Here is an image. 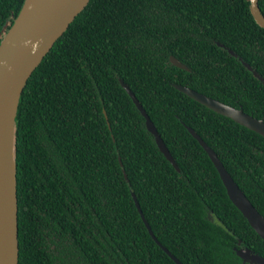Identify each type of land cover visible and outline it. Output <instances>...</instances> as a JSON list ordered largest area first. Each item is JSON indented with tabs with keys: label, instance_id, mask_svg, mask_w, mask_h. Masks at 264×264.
Here are the masks:
<instances>
[{
	"label": "trees",
	"instance_id": "obj_1",
	"mask_svg": "<svg viewBox=\"0 0 264 264\" xmlns=\"http://www.w3.org/2000/svg\"><path fill=\"white\" fill-rule=\"evenodd\" d=\"M24 2L0 0V29ZM258 6L264 17V0ZM171 56L188 71L173 66ZM172 84L264 120V29L249 1L90 0L19 100L18 264H175L138 208L156 241L182 264H242L238 241L264 256V242L185 126L215 152L257 211L253 180L264 171V139Z\"/></svg>",
	"mask_w": 264,
	"mask_h": 264
},
{
	"label": "water",
	"instance_id": "obj_2",
	"mask_svg": "<svg viewBox=\"0 0 264 264\" xmlns=\"http://www.w3.org/2000/svg\"><path fill=\"white\" fill-rule=\"evenodd\" d=\"M89 1L25 0L13 25L0 43V264H18L14 132L21 94L33 71ZM248 1L249 10L254 21L264 29V17L260 12L258 0ZM228 52L234 55L231 51ZM170 63L177 68L188 71L185 65L172 56L170 57ZM242 64L263 82V79L248 64L244 62ZM118 81L144 118L145 128L153 137L158 150L179 172L175 161L134 94L121 79ZM172 86L201 106L230 119L264 139L263 119H256L244 113L241 108L236 109L225 105L182 85L172 84ZM185 128L207 154L218 173L229 201L242 214L253 231L264 241V218L234 182L215 152L194 130L187 126ZM136 206L138 207L137 204ZM138 211L152 239L175 264H182L156 241L139 208ZM249 257L256 261L257 257L252 255H249Z\"/></svg>",
	"mask_w": 264,
	"mask_h": 264
},
{
	"label": "flooded vegetation",
	"instance_id": "obj_3",
	"mask_svg": "<svg viewBox=\"0 0 264 264\" xmlns=\"http://www.w3.org/2000/svg\"><path fill=\"white\" fill-rule=\"evenodd\" d=\"M17 18V17H16ZM15 18V19H16ZM14 19V21H15ZM14 21L12 24L8 25L9 22L6 21L0 29V36L3 40L7 32L9 31L10 27L13 25ZM1 40V42H2ZM0 42V43H1ZM229 53V52H228ZM230 54V53H229ZM231 55V54H230ZM235 55V54H234ZM232 55V56H234ZM236 57V55L234 56ZM264 121V120H263ZM262 168V166L259 167V170ZM263 180V182L261 181ZM253 187H254V194L256 196L257 202H259L258 208V213L264 218V171L261 172V175L257 177V180H253ZM260 211L263 213L261 214ZM251 228V227H250ZM253 230V229H252ZM256 234V233H255ZM256 236L259 238L260 241L264 242L257 234ZM256 239L255 242V247L260 246L261 242ZM260 242V243H259ZM246 245H250L249 243H245ZM234 250L238 253L239 257L242 259V264H264V256L259 254L257 251H251L248 249V247H245L241 241H238L236 244V247ZM249 255L255 256L256 261H253Z\"/></svg>",
	"mask_w": 264,
	"mask_h": 264
}]
</instances>
